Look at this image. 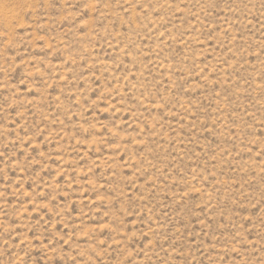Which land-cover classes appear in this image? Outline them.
I'll list each match as a JSON object with an SVG mask.
<instances>
[{"label":"rangeland","instance_id":"374dc122","mask_svg":"<svg viewBox=\"0 0 264 264\" xmlns=\"http://www.w3.org/2000/svg\"><path fill=\"white\" fill-rule=\"evenodd\" d=\"M0 264H264V0H0Z\"/></svg>","mask_w":264,"mask_h":264}]
</instances>
